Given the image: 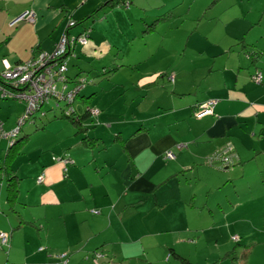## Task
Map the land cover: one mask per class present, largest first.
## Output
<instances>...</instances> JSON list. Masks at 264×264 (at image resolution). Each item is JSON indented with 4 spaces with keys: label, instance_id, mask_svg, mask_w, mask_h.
I'll list each match as a JSON object with an SVG mask.
<instances>
[{
    "label": "crops",
    "instance_id": "0c3cea01",
    "mask_svg": "<svg viewBox=\"0 0 264 264\" xmlns=\"http://www.w3.org/2000/svg\"><path fill=\"white\" fill-rule=\"evenodd\" d=\"M70 1L73 2L0 0V62L4 59L6 64L13 65L26 61L33 56L34 49L38 52H49L63 27L62 19L74 7ZM89 1L86 0L81 8L76 7V12L70 15V19L77 23L86 21L91 14L100 11L92 19V24H95L92 26L98 28V34L90 38L88 45L81 52L88 56L94 55L95 61H100V67L116 69L110 74L109 80L107 78L110 75L96 77L92 86L81 92L84 97L94 95L90 106L97 108L100 114L94 119L89 118L98 124L91 133L99 142H103L106 151H99L98 156H95L94 150L89 152V149L81 146L83 149L76 153H64L73 161V164L67 167L65 177L63 166L51 160L36 174H43L44 182L38 189L40 195L33 202H29V205H38L45 215L39 219L30 214L23 219L37 223L42 228L40 232L35 231L34 238H30L31 248L24 250L26 254L22 258L26 262L24 264H58L56 256L67 254V264H133L132 262H141V259L147 264H158V257L154 252L151 257L150 252L147 253L141 248L139 251L135 249L139 239L160 237L165 233L179 235L194 232L196 237L212 230L220 233L221 228L216 226L219 220L214 222V218L222 217V221L228 222L225 220L227 214L221 208L225 200L215 196L208 198L211 193L220 189L213 188V191L210 188L209 182L212 179L218 180L214 184L215 187H219L221 183L228 184L232 180L237 183L243 179H250L252 184L264 186L262 176L261 182L258 176L264 172L263 166L257 168L256 173L245 176L250 161L264 159V72L262 83L259 85L254 84L250 78L259 70V66L264 68V45L258 42L262 33L260 29L257 34L253 30L250 31V25H241V44L227 46L218 40H213L217 42L212 44L206 37L192 32V36L198 38L186 44V49L191 52L190 57L192 51L196 55L206 57L194 60L187 59L184 54L180 58L175 57V61L179 60V66L170 72L174 73V81L170 82L168 75L166 76L169 72L161 73L162 78L166 79L158 82V106L155 109H148L145 104L139 105L135 100L126 103L127 98L123 99L122 104L113 103V94H116L114 100H117L123 96L122 92L126 91L123 85L128 84V81L124 78L129 72H132L129 74L132 84H135L139 76L138 86L134 91L136 94H149L156 83L143 82L142 72L136 65L135 69L140 72L134 69L127 73L120 69L119 64H116L120 63V55H111L110 52L111 41L98 36L100 32H105L111 37L119 36L117 31L120 29L125 32L123 12L117 9L114 19L116 22H111L108 18L104 20L109 22L108 25H97L108 13L100 9L108 0L90 3V7H85ZM23 4L24 6H20ZM74 4L76 6V1ZM54 5H59L58 11H54ZM30 9L39 16L34 25L17 22L11 27L8 26L17 16ZM57 14L59 16H56ZM61 16L59 26L49 35L50 43L45 45L42 42V39H45L43 37L50 32L56 18ZM80 31L81 29L72 28L68 32L74 36ZM129 31L125 32V36ZM253 36H257L256 39ZM213 47L218 50H212ZM254 52L260 53L261 56L257 63L253 64L252 58L247 55ZM150 57L152 55L147 56L146 61ZM250 67L254 69L252 72ZM71 74L74 72L71 71ZM95 75L94 72V77ZM148 84L151 85L146 86ZM166 84L171 87L167 89ZM113 86L114 89L110 90ZM106 87L108 92H104ZM106 94L111 97L109 101L102 99ZM209 99L217 101L214 114L201 119L195 118L194 107ZM83 107L84 101L77 103L78 110L82 111ZM116 109H125V112L116 114ZM7 115H0V120L4 121V125L8 121L5 130H10L14 128L15 122L13 121V124L8 118L6 120ZM103 126L109 127V131L115 127L116 134H110L109 131L104 133ZM232 138L242 140V146L231 141ZM226 142L234 145L237 156L235 164H239V167L233 166L234 169L231 170L229 168V177L225 173H216V169L201 166L205 161L199 162ZM179 145H187V148L182 149L183 151L177 150ZM206 149L210 150L206 153ZM170 151L176 158L166 162L165 153ZM231 175L234 177L230 178ZM107 176H111L115 181L105 182ZM189 179H197L200 185L208 182L206 189L209 191L198 204V187L193 186ZM235 197L237 209L240 201ZM192 216L196 217L199 225L189 224ZM234 217L229 222L228 232L235 229L241 233L240 224L244 220L242 217ZM208 222L209 224H206ZM14 227L15 223H11L8 218L4 222L0 221V231L10 230L11 246L15 240V231L26 227L35 230L32 225L26 224L17 230H13ZM260 229L258 233L264 234V225ZM195 240L196 238L192 241ZM180 242L174 239L173 243L178 245ZM259 244L264 246V240H259L253 245ZM42 246L48 248L46 252L39 251ZM173 251L175 252L174 249ZM94 252L100 253L99 260L93 256ZM175 253L185 258L181 253ZM10 256L8 264L11 263ZM176 260L179 262L178 258ZM160 262L164 263L163 258Z\"/></svg>",
    "mask_w": 264,
    "mask_h": 264
},
{
    "label": "rangeland",
    "instance_id": "374dc122",
    "mask_svg": "<svg viewBox=\"0 0 264 264\" xmlns=\"http://www.w3.org/2000/svg\"><path fill=\"white\" fill-rule=\"evenodd\" d=\"M75 1L76 6L74 4ZM99 1L104 2L105 0H90L89 4L85 7H90V3L94 4ZM84 3H86V0H73L71 5L74 7L71 8V12L67 14L64 19H62V16L56 18L55 23L51 25L50 32L43 37L45 39H42V42L45 45L50 43L49 35L55 32L54 28L59 26V22L62 19L63 27L60 29L58 38L54 41L53 47L49 52L39 51L33 58L34 60L41 57L40 54L51 55L55 51L69 24L70 15L76 12V7L81 8L80 6H84ZM20 6H24V4ZM58 6L59 5H54V11L59 10ZM51 10L50 8L49 11ZM78 10L80 11V9ZM129 10L130 14L126 21L125 32L131 30L128 35L125 36V32L120 29L117 31L119 36H112L111 43L121 48V51H119L120 62H123L122 64L126 66L125 69H123L125 72L128 73V71L134 70V65H136L142 72L141 76L144 77L142 81L155 82L156 86H154L147 95L136 94L134 91L138 86L139 76H137L135 84H132V80L129 78V74L132 72H129L124 78L128 81V84L123 85L126 91H124V93H122L123 96L117 98V100H114L116 94H113L114 97L111 100L113 103L117 102L122 104L124 101L123 99L127 98L126 103L135 100L139 105L145 104L148 109H155L156 106H158V82L166 79L165 77L162 78L161 73H170L179 66V60L175 61V57L180 58L183 54L190 60L206 57V55H196L192 50L193 54L192 57H190L191 52H189L190 49H186V44L198 38V36H196L197 38L192 36V32L206 37L212 44L217 42H213V40H218L223 45L227 44L228 46V44L236 43V46H239L240 40L243 38L239 36L242 32L240 26L250 25V31L253 30L256 34L258 29H260V33L262 34L258 42H262L264 45V0H133V4L130 6ZM56 16H59V14ZM38 17L37 15L36 20H38ZM113 19L116 18H109V21L112 22ZM146 25H148L147 28H145ZM152 25L154 26L152 27ZM234 35L237 36L235 37ZM256 37L257 36H253L254 39H256ZM212 50L215 51L218 49L213 47ZM149 55H152V57L146 61ZM233 55L235 56V54ZM250 70L252 72L254 69L250 67ZM257 71L263 73L264 68L259 66V70L255 72ZM110 77L111 75L107 80H109ZM170 85L172 84L170 83ZM170 85L166 84L167 89L171 87ZM104 92H108V87L104 89ZM104 97L105 98H102L104 99L103 101H109L111 99L108 94L104 95ZM24 110V103L21 104L16 101L0 100V115L4 116V114H8L6 120L8 118L11 123L14 124L15 122L14 128L6 131L9 132L17 127L18 121L24 116ZM63 110H65L63 103H60L59 106L56 107L51 100L42 107L41 112H36L33 119L27 121L21 127L18 139L24 136H27V138L20 142L21 145L18 147L21 148L20 151H22V154L15 158L12 163L13 170L16 171L21 178L19 199L21 203L33 202L36 200V194L40 192L37 187L41 186L35 183V176L40 172L44 164L46 165L49 163L53 157L59 158L63 156L64 153L68 154L71 151L73 154L83 149L80 141L86 136L84 135L85 133H77L76 127L63 117ZM114 112L116 114H124L125 109H116ZM42 113L44 114L42 115ZM3 122L4 121H2V123ZM8 124L9 122L6 121L5 125L8 126ZM5 125L4 129H6ZM103 127H105L104 133H108L109 127ZM114 129L115 127L112 128L109 133L116 134ZM88 130L89 135H91L90 133L93 128ZM230 140L236 142L238 146L242 144V140L238 141L234 138ZM7 147V141L2 139L0 141V162L5 158ZM93 148L96 153L95 156L99 151H106L103 143H100L99 149L98 147ZM176 148L177 150L186 149L187 145H179ZM207 150L209 151L210 149H206V153L208 152ZM88 151L91 152L92 149ZM215 151L216 150L210 151L211 153L209 152V155L213 154ZM170 153L172 157H164L166 162L174 161L176 158L174 153L171 151ZM208 156L206 155V157L199 162L204 163ZM200 165L212 169L208 165ZM233 166L239 167V164L232 165L229 167L230 170L234 169ZM262 166L264 168L263 158L250 161L246 168L245 176L249 173H256L257 168ZM229 168L228 170L220 171L212 170L218 174L225 173L229 177ZM258 176L260 182L261 176L264 180V172ZM233 177V175L230 176V178ZM225 178L228 180L226 176ZM108 181L113 182L115 180L111 178V176H107L105 182ZM188 181L192 183L193 186L197 185L196 187H198L196 194L198 204L204 200L205 194L209 191V189H206V184L208 182L200 185L197 179H189ZM216 182H218V180L212 179L209 182L210 188L220 189L218 191H214L213 189L214 192L211 193L208 198L211 199L215 196L225 200L221 208L223 212H226L227 216L225 220L228 222L225 223L222 221V217L214 218V222L219 220L216 226L221 228L220 233L212 230L211 232L207 231L205 234H201L197 237L195 236L197 234L194 232L180 233L179 235L165 233L160 237L139 239V244L135 246V249L139 251L141 248L147 253L150 252L151 257L153 256L152 252H154V255L158 257V264H180L173 256L168 262L169 255H167L166 249L170 248L174 249L177 253H181L185 258L189 257L191 259L189 260L193 264H239L240 262L241 264H264V246L260 244L256 246L253 245L259 240H264V234L258 233V231L261 230V226L264 225V219L262 220L264 215V186L252 184L250 179H243L237 183L232 180L228 184L221 183L219 187H215L216 185L214 184ZM2 185L3 182H0V221L3 220L4 222L8 218L11 223H15L16 226L18 224V219L16 220V216L9 212L7 206H5V194L4 189L1 188ZM56 192H58V190H56ZM235 196H237L240 201V205L237 209L235 207ZM23 207L24 206L18 205L16 210L18 212H23L24 218H27L30 214L42 218L45 214V212L38 210V208H29L25 210ZM132 212L133 210L131 213ZM234 216L242 217L244 220L240 224L241 233H238L235 229L228 232L227 227L232 218H235ZM192 218V221L189 222L190 225L194 226L200 224L196 217L192 216ZM149 224L154 225V223ZM206 224H209V222ZM206 224L204 223V226L208 229ZM9 233L10 230L8 229L7 234ZM35 233V230H29L27 227L14 232L15 240L12 246L10 245L11 248L9 249V255H11L9 259V262H11L10 264L26 263L22 256L26 254L24 252L25 249L31 248V242L29 243V241L32 240L30 239L32 236L33 238L35 237ZM233 237L238 238V241H232ZM194 238H196V240L192 241ZM174 239L180 240L181 242L175 245L173 243ZM31 251L32 250H30V254ZM6 252L7 249L1 250L0 243V264H6ZM161 258H163L164 263L160 262ZM132 263L147 264L144 259H141V262Z\"/></svg>",
    "mask_w": 264,
    "mask_h": 264
},
{
    "label": "trees",
    "instance_id": "16d2710c",
    "mask_svg": "<svg viewBox=\"0 0 264 264\" xmlns=\"http://www.w3.org/2000/svg\"><path fill=\"white\" fill-rule=\"evenodd\" d=\"M132 4H133V0H108L100 8V9H102V11L103 10L105 12L108 11V13L102 17L101 22H98L99 24H97V25H108L109 22H105V21L108 20V18H112V17L115 18L116 12H118L117 9L121 10L123 12V18H124L123 22H126L128 19V16H129L128 11H129V8ZM30 10H32V9H30ZM97 12L98 11L91 14L88 17V19H86V21L83 20L84 22L79 21L77 23L73 19H70L71 21H73L75 23V25L73 27L67 26V28L64 32L67 33L71 38H74V42L71 43L70 46L66 49L65 53L63 54L62 60H61L64 63V69H65V71H63L61 73V75L64 78L65 85H60V84L56 85V89L58 91L56 96H50L48 98V101L42 103V105L39 107L40 109L38 111H36V112H41L42 107L51 100L55 104L56 107H58L60 103H63L65 106V110H63V117L66 118L67 121L71 122V124H73L76 127L77 133H83V132L85 133L84 135H86V136L81 139L80 144L82 147L84 146L89 150L90 149L93 150L94 149L93 147H99L100 143H101V142H99V140L96 137H94V135L92 133H90L92 136L89 135V130H88V129L93 128L92 131H94L98 127V124L95 123V120H89V118L94 119V117H97L100 114V111L97 108L90 106V100L94 97V95L84 97V96H81V92L85 88L92 86L93 79H96V77L97 78L105 77V76L108 77L111 73L116 71V69H113V68L107 69V68L100 67V65H101L100 61H95L94 58H96V57H94V55L88 56V55L81 52L83 50V48H85L88 45L90 38H93V36L96 33L98 34V28L96 29L94 26H92V25H95V24H92L93 23L92 19H94V16L97 15L100 11L98 13ZM36 17H37V15H36ZM113 21H116V20L113 19ZM101 23H103V24H101ZM34 24H31V25H34ZM77 24H79V25H77ZM116 25H118V24H116ZM8 26L11 27L10 25H8ZM147 26L148 25H146L145 28H147ZM153 26L154 25H152V27ZM124 27H126V24L124 25ZM72 28L73 29L78 28V29H81V31L78 34L73 36V35H70L68 32ZM100 34L98 36H101V39L110 40L112 42L111 35L106 34L105 32H103V34L100 32ZM79 38H84L86 43L81 44L79 42ZM239 44H241V42ZM113 51H115V52H113ZM119 51H121V48H118L113 43H111V45H110V52H112L111 55L112 54L114 55V53L120 55ZM38 53L39 52L37 50H33L32 51V54H33L32 58H30L26 61L15 63L13 65L10 63L6 64L4 59L1 60V62H0V66H1V68H0V100L16 101V102H19L21 104L24 103L23 101H20V100L11 98V97L9 98L6 96L7 93L14 91V90L17 91V89L13 85L8 83L3 78V75H4V72L6 71L7 67L14 68V67L21 66V65L27 63V61L29 62V61L33 60V58ZM259 54L254 52L250 55H247V57L252 58V63L254 64V63H257L258 59H260L261 54L260 55ZM122 63L123 62L119 63V68L125 69L126 66ZM116 64H118V62ZM85 66H87L88 68L87 69L84 68ZM96 68H98V69H96ZM71 71H73L74 74H71ZM94 72L96 74L95 77H94ZM257 72H260V71H257ZM167 75H168L169 81L173 83L174 73L166 74V76ZM253 75L250 78H251V81L254 84H256L252 79ZM261 75H262V73H261ZM261 83H262V80H261ZM150 85L151 84H148L146 86H150ZM256 85H259V84H256ZM113 89H114V86L110 90H113ZM81 101H84V107H83L82 111H80L76 108L77 103H79ZM207 101H215L217 104V101L214 99H209ZM207 101H205V102H207ZM202 103H204V102H202ZM202 103L197 104L193 110L195 111L197 106L202 104ZM216 104L214 105V108H215ZM214 108H213V114H214ZM35 113H30V116L25 118V115H26V105H25L24 116H23V118H21L24 121L23 123L25 124L27 121L33 119ZM43 114L44 113H42V115ZM193 115H194V113H193ZM212 115H209V116H212ZM19 121H18V123H19ZM18 123H17V125H18ZM3 126L4 125H3L2 121L0 120L1 135L2 134L6 135L10 131L9 132L6 131L3 128ZM20 131H21V128L19 129L18 133L14 137H7L6 138V137L0 136V141L2 139H5L7 141V145H8L6 153H5V158L2 162H0V182H3V185L1 188L4 189V194H5L4 203H5V206H7V210L16 216V220L18 219V224L14 227L13 230H17V229L21 228L22 225L26 224V225H32L35 228L36 232L37 231L40 232V230L42 228L41 225H38L37 223L35 224L33 222L24 221L23 220L24 216L22 214L23 212H18L16 210V207L18 205L24 206L23 208H25V210L29 209V208H38V210H42V208H39V206L36 204L35 205L34 204L29 205L30 204L29 202H24L25 204L19 202V199H20V183H21L20 179L21 178L18 176L16 171L13 170L12 163H13V160L15 158H17L19 155L22 154V151H20L21 148H19L18 146L21 145L20 142L22 140H25V138H27V136H24V137L18 139V135H19ZM116 138H118V137H116ZM226 144H230V143H226ZM230 146H231L232 150L228 153V157L230 156V159H231L230 162L231 163L229 164V166L226 169L221 168L217 164H212V165H208V166H210L213 169L220 171V170H227L229 167L234 165L235 162L237 161V156H236V153L234 151L232 144H230ZM223 147L224 146H221L216 150H220ZM51 161H53L54 163L61 164L63 166V168H64L63 169V172H64L63 176L64 177L66 176L67 167L69 165L73 164V161L67 155H63L59 158L53 157L51 159ZM66 161H67V163H64ZM43 182H44L43 174H40L39 176L38 175L35 176V183L37 185L42 186ZM37 188L39 189V187H37ZM36 195L38 198V195H40V194H36ZM0 197H1V195H0ZM2 204H3V202H2ZM0 206H1V201H0ZM3 206H4V204H3ZM42 212H43V210H42ZM44 215H43V217H44ZM0 233L5 235V239H6L5 243H3L1 239H0V243H1V250L7 249V252H6L7 258H6L5 263L8 264L7 260L9 257V249L11 248V246H10L11 245V233L7 234V232H3V231H0ZM234 238H236V237H233L232 241H238V238H236V240H234ZM47 249L48 248H46V247L43 248V246H42L41 248H39V251L40 252H42V251L46 252ZM166 252H167V255H169L168 256V262L170 261L171 257L173 256L175 259L178 258L180 264H192L188 259L182 258L179 255H177L173 251V249H168ZM93 256L98 257V260H99V257H101L99 252H94ZM56 257L58 258L57 260H59L58 264H67V260H66L67 254L57 255ZM95 261H96V259H94V262Z\"/></svg>",
    "mask_w": 264,
    "mask_h": 264
},
{
    "label": "built area",
    "instance_id": "2783aa9c",
    "mask_svg": "<svg viewBox=\"0 0 264 264\" xmlns=\"http://www.w3.org/2000/svg\"><path fill=\"white\" fill-rule=\"evenodd\" d=\"M36 21V13L33 10H27L19 15L12 23L21 22L27 24H34ZM75 23L69 21L68 27H73ZM74 42V38H71L67 33L64 32L62 35L55 51L51 55L40 54L41 57L36 60H31L21 66L14 68H6L3 78L13 85L17 91H11L6 94L7 97H11L20 101H23L26 105V115L25 118L30 116V113H35L38 111L42 103L47 102L50 96H56L58 93L56 85H65V81L61 73L65 71L64 63L61 61L63 54L66 49ZM81 44H85L84 38H79ZM253 81L256 84H260L262 80V75L260 72H256L253 77ZM216 104L215 101H207L197 106L194 111V117L201 119L203 117L213 114V108ZM23 119H21L17 127L11 130L6 135H1V137H14L18 133L19 129L22 127ZM230 144L224 145L220 150H216L213 154L209 155L205 159L207 165L217 164L221 168H227L231 163L230 156L228 153L231 151ZM165 157H172L170 152L165 153ZM64 163H67L64 162ZM0 239L5 243V235L0 233ZM236 240V238H234Z\"/></svg>",
    "mask_w": 264,
    "mask_h": 264
}]
</instances>
